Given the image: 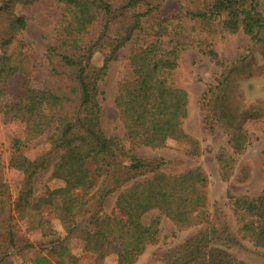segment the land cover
I'll return each mask as SVG.
<instances>
[{
	"label": "trees",
	"instance_id": "16d2710c",
	"mask_svg": "<svg viewBox=\"0 0 264 264\" xmlns=\"http://www.w3.org/2000/svg\"><path fill=\"white\" fill-rule=\"evenodd\" d=\"M42 2L59 11L55 40L45 53L53 80L34 87L24 36L27 20L16 8ZM169 2L176 10L167 11ZM239 31L249 36L254 50L264 52V0H0V111L25 126L24 140L15 139L10 148L8 168L20 178L14 200L9 181L0 173V264H15L10 250L34 244L39 254L32 264H77L70 252L73 239L84 243L94 264H106L109 256H114V264H136L146 248L161 239L160 219L143 221L153 210L178 232L200 223L182 243L154 254L155 260L234 264L230 249L244 242L264 250V188L257 197L227 193L234 230L223 221L221 208L207 211L209 179L200 166L166 173L161 170L165 159L139 156L101 126L100 83L110 60L129 44L131 75L119 80L113 100L126 139L135 147L152 149L173 140L187 155H201L200 142L184 128L189 97L177 83L180 57L196 48L204 57L217 58L212 39ZM104 48L109 56L94 65L92 57ZM217 65L224 64L217 60ZM225 74L208 87L201 105L205 130L228 136L227 148L216 154L226 179L250 136L244 127L233 126L222 104ZM49 131V145L59 151L50 179L65 185L45 187L37 195L34 178L45 162L32 160L26 150ZM117 191L112 212L104 213L105 200ZM45 207L52 208L60 230L44 218ZM85 216L91 230L78 223ZM21 221L37 235L35 242L22 233ZM200 244L207 245L204 263L191 259Z\"/></svg>",
	"mask_w": 264,
	"mask_h": 264
},
{
	"label": "rangeland",
	"instance_id": "374dc122",
	"mask_svg": "<svg viewBox=\"0 0 264 264\" xmlns=\"http://www.w3.org/2000/svg\"><path fill=\"white\" fill-rule=\"evenodd\" d=\"M176 10V6L169 2L167 11ZM16 12L27 20V28L24 36L29 42L26 51L31 63L29 77L34 87H42L45 81L53 80V75L47 66L45 53L55 40V22L59 11L42 2L35 7L17 6ZM214 50L217 58L204 57L196 48H189L181 54L178 69L177 83L184 88L189 97V115L184 121L187 133L200 142L202 153L192 157L185 153L183 145L177 141L168 140L157 149L145 146H134L126 139L125 130L122 127L118 113L113 105L117 91V85L121 78L131 75L130 65L127 59L129 44L119 50L108 64L107 75L100 83L101 94V126L107 136H114L124 141L128 148H134L136 154L141 157H160L167 161L162 167L166 173H181L189 168L200 166L208 176L207 211L213 213L218 206L223 211V221H227L231 228L236 229L227 193L235 196L248 195L257 197L264 188V52L254 50L249 36L239 31L236 34L221 36L217 34L213 39ZM1 55V52H0ZM109 56V51L104 48L96 53L91 62L100 66ZM244 61L239 62L240 58ZM217 60L224 65H217ZM225 71L221 79L223 87L222 104L227 109L234 127H244L250 136V143L246 150L236 157L233 171L228 178H223L216 159L217 152L227 148L228 136L222 131L209 134L204 127V113L202 110V96L209 86L216 83V79ZM19 78L12 81L13 90L17 88ZM52 131L39 137L35 142L27 146L26 154L32 160H44L45 169L34 178L35 193L40 195L45 187L57 189L63 187L65 182L50 179L54 163L58 159L59 151L53 150L48 142ZM25 126L11 114L4 115L0 111V173L5 176L11 186V196L16 198L19 174L9 170L8 163L11 156V145L15 139L24 140ZM131 183L126 185L128 187ZM124 187V188H125ZM120 191L109 196L104 203L103 212L109 214L114 208L115 199ZM44 218L51 220L53 226L60 230L58 221L54 218L52 208L43 209ZM160 219L161 239L156 245L148 246L139 257L136 264H183V261L166 262L155 260L153 255L171 249L182 243L187 236L200 228V223H195L184 231H176L173 223L162 216L157 210L151 211L143 217L145 223L151 218ZM79 225L91 230L87 217L79 220ZM22 233L35 242L37 235L29 231V225L25 221L20 222ZM70 252L77 258V264H94V257L84 250V243L73 239L70 244ZM15 264H32L39 254L38 247L34 244L21 250H10ZM207 254V245L200 244L191 253V259L204 263ZM230 254L235 260L234 264H264V250L256 251L253 246L244 242L243 247L230 249ZM106 264H114V256L105 259Z\"/></svg>",
	"mask_w": 264,
	"mask_h": 264
}]
</instances>
